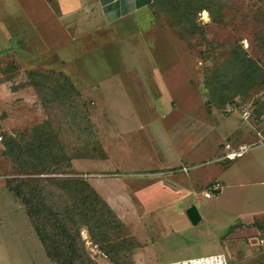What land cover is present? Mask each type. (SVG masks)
<instances>
[{
  "label": "rangeland",
  "instance_id": "1",
  "mask_svg": "<svg viewBox=\"0 0 264 264\" xmlns=\"http://www.w3.org/2000/svg\"><path fill=\"white\" fill-rule=\"evenodd\" d=\"M225 1L215 21L206 10L191 23L157 8L159 25L150 37L168 44L170 67L190 88L187 106H174L181 117L172 125L168 116L161 123L164 112L148 128L135 117L124 122L128 127L118 120L107 125L94 104L92 82L75 88L77 80L66 77H82L84 69L24 64L26 50L0 56V264H61L47 255L36 233L43 217L30 218L13 192L20 181L54 177L84 181L100 198L91 202L84 186L74 193L39 183L58 218L77 224L74 246L83 264H157L211 254L225 255L230 264H264V82L234 90L232 100L230 86L214 92V99L209 93L216 70L237 46L264 70V2ZM115 109L110 115L116 120ZM9 140L45 150L14 159L5 153ZM225 143L258 146L219 162ZM182 150L199 153L194 158L202 166L186 175L176 166L183 161L157 167ZM116 164L127 174L120 175L124 169L116 171ZM213 180L221 192L205 198ZM190 207L199 216L195 224L186 214Z\"/></svg>",
  "mask_w": 264,
  "mask_h": 264
},
{
  "label": "crops",
  "instance_id": "2",
  "mask_svg": "<svg viewBox=\"0 0 264 264\" xmlns=\"http://www.w3.org/2000/svg\"><path fill=\"white\" fill-rule=\"evenodd\" d=\"M158 18L154 0H0V56L26 50L24 64L84 69L82 77L67 78L77 80L74 87L92 82V94L98 97L94 104L107 125L120 121L127 126L124 122L135 117L140 128H148L159 112H164L161 123L168 116L166 124L172 125L181 117L174 106H187L190 88L170 67L171 59L164 54L168 44L150 37ZM114 107L120 113L116 120L110 115ZM197 154L182 150L157 167L183 161L176 166L186 175L202 166L196 161L200 158H194ZM107 155L111 159V151ZM115 170L127 174L124 166L116 164ZM220 192L221 187L214 194Z\"/></svg>",
  "mask_w": 264,
  "mask_h": 264
},
{
  "label": "trees",
  "instance_id": "3",
  "mask_svg": "<svg viewBox=\"0 0 264 264\" xmlns=\"http://www.w3.org/2000/svg\"><path fill=\"white\" fill-rule=\"evenodd\" d=\"M225 4V0H154V8L157 12V8L162 9L166 14H170L173 19H177L178 21L185 20L191 23L194 22L196 14L203 10H206L211 19L215 21L221 17ZM192 25V27H196L195 24ZM51 73L53 74L52 71ZM28 74L32 76L34 75L32 71ZM60 74L61 77L62 73ZM213 79L216 82V85H214L213 90L209 91L212 99L215 98L214 92L229 89L228 87L230 86L231 90H233V93L230 96V100H232L235 93L234 90L239 91L244 89L246 91L256 88L263 83L264 70L241 46H237L232 50L228 59L219 66L218 70H216L212 80ZM67 85V88L75 91L70 82H68ZM6 148L7 150L5 153L15 157L14 159L18 158V160L22 158L25 153H30L33 157L35 152L41 154L42 150H45L44 145L24 149L22 146L17 145L13 140H9L6 143ZM43 164L44 163H42V165ZM42 180H47L52 185L66 191L72 190L74 193H76L78 187L84 186L87 191H89V194L90 192L93 194L90 197V200H92L91 202H98L100 198L90 190V187L86 182L77 181L75 178L57 179L54 177L50 179H26L20 181V184L13 189L15 195L26 206L27 214L30 218L36 216L43 217L42 223L38 225L36 224L34 227L47 255L57 261H61V264H83L82 251L76 249L74 246L76 241L80 239L79 231L76 229L77 224L73 223L68 226L58 218L57 211L53 210L51 206L45 203L43 199L44 188L39 186V183H41ZM27 186H31L32 188L27 189Z\"/></svg>",
  "mask_w": 264,
  "mask_h": 264
},
{
  "label": "built area",
  "instance_id": "4",
  "mask_svg": "<svg viewBox=\"0 0 264 264\" xmlns=\"http://www.w3.org/2000/svg\"><path fill=\"white\" fill-rule=\"evenodd\" d=\"M244 118H249L248 112H243ZM264 145V144H263ZM258 144H241L237 146H232L230 143L224 144V155L220 158L221 160H228L233 161L240 157H242L247 151L250 149H253L257 147ZM184 171H187V168H183ZM210 191L204 193L205 198H211L212 194L214 192H217L219 188L218 183H213L210 186ZM157 264H230L228 262V259L223 254H211L206 256H200V257H194V258H188V259H182L175 262H169V263H157Z\"/></svg>",
  "mask_w": 264,
  "mask_h": 264
},
{
  "label": "water",
  "instance_id": "5",
  "mask_svg": "<svg viewBox=\"0 0 264 264\" xmlns=\"http://www.w3.org/2000/svg\"><path fill=\"white\" fill-rule=\"evenodd\" d=\"M187 217L191 223L195 224L199 220V216L194 207H190L186 211Z\"/></svg>",
  "mask_w": 264,
  "mask_h": 264
}]
</instances>
